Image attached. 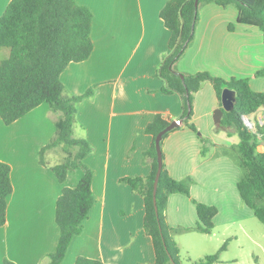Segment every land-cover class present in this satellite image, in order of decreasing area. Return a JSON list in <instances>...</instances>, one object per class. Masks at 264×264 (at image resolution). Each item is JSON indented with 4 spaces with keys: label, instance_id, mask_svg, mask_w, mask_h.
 Listing matches in <instances>:
<instances>
[{
    "label": "crops",
    "instance_id": "0c3cea01",
    "mask_svg": "<svg viewBox=\"0 0 264 264\" xmlns=\"http://www.w3.org/2000/svg\"><path fill=\"white\" fill-rule=\"evenodd\" d=\"M167 1L77 0L93 13L94 49L87 61L71 63L61 74V82L69 96L95 90L93 97L78 104L74 126L75 137L93 148L84 163L94 172V204L62 264H75L79 257L104 264H153L156 260L152 238L144 229V199L121 180L151 174V161L144 154L153 143L146 128L155 116L162 115L171 123L183 114L181 97L163 94L166 83L157 75L169 51L170 33L160 16ZM11 2L0 0V18ZM237 17L233 6L205 5L195 41L177 68L182 73L208 72L227 80L248 78L254 91L264 92V79L256 77L264 70V35L255 27L238 24ZM230 24H235L232 32ZM219 107L213 85L204 83L195 95L192 121L211 140L213 150L231 146L233 137L227 132L220 137L211 126ZM262 116L264 109L253 118L259 121ZM57 120L46 103L11 125L0 117V161L11 167L13 185L7 222L0 227V264L6 260L48 264L49 255L57 249V201L64 188H76L83 176L77 171L65 183L58 181L52 167L65 159L60 148L49 150L44 163L40 162L39 151L55 135ZM201 151V139L183 122L163 141L169 175L186 184L192 182L191 197H169L166 217L171 227L185 229L184 233L208 236L193 229L198 221L193 199L218 207L216 228L220 203L226 201L218 186L226 183L225 168L230 169L228 175L236 189L239 173L223 158L212 159L211 150L205 157ZM235 216H231L233 223ZM202 239L195 238L199 244Z\"/></svg>",
    "mask_w": 264,
    "mask_h": 264
},
{
    "label": "trees",
    "instance_id": "16d2710c",
    "mask_svg": "<svg viewBox=\"0 0 264 264\" xmlns=\"http://www.w3.org/2000/svg\"><path fill=\"white\" fill-rule=\"evenodd\" d=\"M168 0L161 11V19L170 33L168 53L164 57L158 77L166 83L163 94H177L183 102V114L179 118L196 133L202 142L201 154L207 155L211 140L203 137L193 123L195 95L204 83H211L222 106L225 89L237 93L234 110L224 112L217 128L229 136L238 133L237 146L240 156V180L237 191L243 204L264 225V152L259 147L264 141V125L257 122L254 131L249 130L242 117L255 116L264 109V92L254 91L248 78L224 79L208 72L195 74L178 70L179 61L193 45L201 20V8L214 3L220 7L233 6L238 11L237 23L259 29L264 35V0ZM92 11L77 0H12L0 18V53L7 50L8 57L0 56V117L5 125H11L46 103L58 115L56 133L48 145L40 149L39 158L52 149L60 148L65 159L52 167L60 183H65L70 173L82 171L76 188H64L57 201L56 222L60 229L57 249L49 255L48 264H62L73 239L83 230L94 204L92 189L94 172L85 165V158L92 153V146L74 135L77 106L95 94L90 89L80 96H69L61 82V74L71 63L87 61L94 49L92 41ZM235 30L230 24L229 31ZM264 76V70L256 77ZM170 124L162 115H156L147 126L146 133L153 137L152 146L145 152L151 161L152 172L148 177L124 178L145 203L144 229L152 238L156 260L153 264H182L181 250L174 236L186 232L173 228L167 222L166 210L171 195L191 197L186 183L173 179L163 164L157 191V209L154 203V183L158 171L156 138ZM180 127V126H179ZM179 127L169 132L164 140ZM163 140V141H164ZM163 151V142H162ZM164 159V154H163ZM13 193L11 167L0 161V227L7 222L8 199ZM197 211L195 231L210 235L215 229L219 209L193 199ZM227 250L225 243L219 251L194 264H220V256ZM5 264H14L8 260ZM75 264H104L97 260L79 257Z\"/></svg>",
    "mask_w": 264,
    "mask_h": 264
},
{
    "label": "rangeland",
    "instance_id": "374dc122",
    "mask_svg": "<svg viewBox=\"0 0 264 264\" xmlns=\"http://www.w3.org/2000/svg\"><path fill=\"white\" fill-rule=\"evenodd\" d=\"M0 56L7 58V50L1 52ZM258 78L264 79V76H259ZM249 118L255 123L256 129L257 117L253 118L252 116ZM211 126L215 128V133H218L220 137H224L225 131L217 128L213 115L211 118ZM229 141L231 146H227L225 149L218 148L213 150L210 148L212 151L210 155L211 157L214 156L212 159L223 158L227 164L230 163L238 171V179L240 180L241 171L238 167L240 156L237 146L233 145L240 142L238 133H234ZM259 150L264 152V141L259 147ZM214 151L215 154L213 153ZM59 155L61 158L64 156L61 150H59ZM225 170L226 183L224 186H218L221 189L220 192L225 195L226 201L220 203L221 215L216 221V228L213 233L208 236L188 233L174 236L175 242L181 250L182 264H194L206 256L214 255L225 243H227V250L220 256V264H264V225L243 204L235 184L231 180L230 175H228L230 169L225 168ZM191 183H187V186L190 187ZM194 193L196 194V191ZM234 214L236 215L234 218L235 223H233L231 218ZM197 237L200 239L203 238L199 241L203 242V244H199L195 240Z\"/></svg>",
    "mask_w": 264,
    "mask_h": 264
},
{
    "label": "water",
    "instance_id": "95a60500",
    "mask_svg": "<svg viewBox=\"0 0 264 264\" xmlns=\"http://www.w3.org/2000/svg\"><path fill=\"white\" fill-rule=\"evenodd\" d=\"M198 3V0L196 4ZM237 99V93L230 89H225L222 93V106L219 107L214 111L213 119L216 125L220 124L222 122L224 112H231L234 110L235 107V101ZM182 123V120H174L172 121L165 129H163L156 138V150H157V160H158V171L154 183V203L156 205L157 209V191L159 186V180L161 176V172L163 169L164 159H163V151H162V142L164 140V137L174 130L175 128L179 127Z\"/></svg>",
    "mask_w": 264,
    "mask_h": 264
},
{
    "label": "built area",
    "instance_id": "2783aa9c",
    "mask_svg": "<svg viewBox=\"0 0 264 264\" xmlns=\"http://www.w3.org/2000/svg\"><path fill=\"white\" fill-rule=\"evenodd\" d=\"M244 125L251 131L255 130V123L253 121L250 120V118L248 116H243L242 117ZM261 125H264V116H262L260 118V120L258 121Z\"/></svg>",
    "mask_w": 264,
    "mask_h": 264
}]
</instances>
